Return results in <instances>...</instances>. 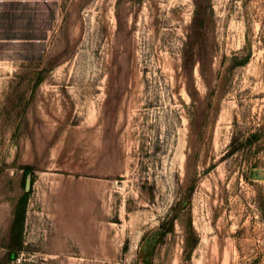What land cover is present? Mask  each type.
Returning a JSON list of instances; mask_svg holds the SVG:
<instances>
[{
  "label": "rangeland",
  "instance_id": "1",
  "mask_svg": "<svg viewBox=\"0 0 264 264\" xmlns=\"http://www.w3.org/2000/svg\"><path fill=\"white\" fill-rule=\"evenodd\" d=\"M0 264H264V0H0Z\"/></svg>",
  "mask_w": 264,
  "mask_h": 264
},
{
  "label": "trees",
  "instance_id": "2",
  "mask_svg": "<svg viewBox=\"0 0 264 264\" xmlns=\"http://www.w3.org/2000/svg\"><path fill=\"white\" fill-rule=\"evenodd\" d=\"M26 176L27 175L25 172L23 176V183H25L26 181ZM28 199H29V192H24V194L19 199L17 205V213L12 227L13 239H17L21 235L25 220V213L28 204Z\"/></svg>",
  "mask_w": 264,
  "mask_h": 264
},
{
  "label": "crops",
  "instance_id": "3",
  "mask_svg": "<svg viewBox=\"0 0 264 264\" xmlns=\"http://www.w3.org/2000/svg\"><path fill=\"white\" fill-rule=\"evenodd\" d=\"M78 192V191H77ZM82 195H86V193H83Z\"/></svg>",
  "mask_w": 264,
  "mask_h": 264
}]
</instances>
